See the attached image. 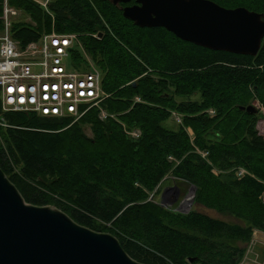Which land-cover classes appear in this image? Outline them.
<instances>
[{
    "label": "trees",
    "instance_id": "1",
    "mask_svg": "<svg viewBox=\"0 0 264 264\" xmlns=\"http://www.w3.org/2000/svg\"><path fill=\"white\" fill-rule=\"evenodd\" d=\"M213 1L264 13V0ZM9 4L33 20L14 21L23 45L52 30L76 33L110 94L104 119L93 107L72 125L3 111L0 95L9 124L0 126V166L26 201L114 234L146 264H241L255 230L264 232V137L258 115L240 108L264 106V40L255 56L212 50L138 26L110 0H53L49 11L32 0ZM211 107L214 117L204 113ZM134 129L137 138L127 133ZM170 174L197 187L200 205L238 221L161 205L154 197Z\"/></svg>",
    "mask_w": 264,
    "mask_h": 264
},
{
    "label": "water",
    "instance_id": "2",
    "mask_svg": "<svg viewBox=\"0 0 264 264\" xmlns=\"http://www.w3.org/2000/svg\"><path fill=\"white\" fill-rule=\"evenodd\" d=\"M110 1L119 5L131 0ZM135 1L122 9L138 26L164 27L183 40L216 51L255 56L261 49L264 13L244 6L228 8L213 0ZM240 108L250 114L259 111L254 104ZM196 189L192 185V196L185 199L190 205ZM168 190L176 192L172 205L181 189L167 187L162 198ZM183 204L176 210L188 213ZM0 264L146 263L133 258L114 234L82 225L55 205L27 202L0 166Z\"/></svg>",
    "mask_w": 264,
    "mask_h": 264
},
{
    "label": "built area",
    "instance_id": "3",
    "mask_svg": "<svg viewBox=\"0 0 264 264\" xmlns=\"http://www.w3.org/2000/svg\"><path fill=\"white\" fill-rule=\"evenodd\" d=\"M49 11L53 0H32ZM19 10L0 0V90L3 111L35 112L48 117H83L93 107L107 116L102 101L103 73L85 52L76 33L45 32L23 45L13 37ZM77 52L82 55L79 64ZM140 98V97H136ZM0 126L9 124L0 114ZM133 137L140 129L127 130ZM245 172H238L243 175Z\"/></svg>",
    "mask_w": 264,
    "mask_h": 264
},
{
    "label": "rangeland",
    "instance_id": "4",
    "mask_svg": "<svg viewBox=\"0 0 264 264\" xmlns=\"http://www.w3.org/2000/svg\"><path fill=\"white\" fill-rule=\"evenodd\" d=\"M18 10H19V14L16 17V21L21 20V21L33 23V20L31 18L30 14H28L24 10H21V9H18ZM0 25H2L1 20H0ZM137 97H139V96H137ZM191 99L201 100V95L199 93H197V94L193 95L191 97ZM135 101L139 102L141 100H140V98L138 99L135 97ZM251 104H254L259 108V111L256 113L258 115V118H257L255 126H256V129L258 131V134L264 137V106L261 104V102L258 99H254L251 102ZM204 113H207L211 117H214L216 115V110H215V108L211 107V108L206 109V111ZM174 116H175V120L177 122H182L181 117L178 114H176V112H174ZM100 118L104 119L102 117H100ZM70 119H72L70 121L71 122L70 125L74 124L77 121L73 118H70ZM169 123L174 124V120L171 119ZM85 131H86L88 136H90V137L93 136V133H92L90 126H87ZM188 132L191 136H194V132H193L192 128L189 127ZM241 171L245 172V170H243V169L238 170V172H240V173H241ZM174 185L180 187L181 193H180L179 199L171 205V203L173 202L175 195H176L175 190H168L163 198H162L161 194L164 191V189H166L167 187H170V186H174ZM191 187H192V184H190L188 182H184L182 180H177L175 176L170 174L162 180L160 187H159V191L154 198L156 201L164 203V205H165L164 207L170 208L173 210H176L177 208H179L180 204L184 203L183 204L184 207H186V209L189 211L196 210V211L208 214V215L213 216V217L223 218V219L231 220V221H238L236 218L227 217V216L222 215L221 213H219L213 209H209L203 205H200L196 201V191H195V195H194V201L189 206L188 201L187 200L185 201V199L188 196H192V193H190ZM176 211H178V210H176ZM241 264H264V232H262L260 230H255L253 240L250 243V245L248 246L247 255L245 256V258Z\"/></svg>",
    "mask_w": 264,
    "mask_h": 264
},
{
    "label": "flooded vegetation",
    "instance_id": "5",
    "mask_svg": "<svg viewBox=\"0 0 264 264\" xmlns=\"http://www.w3.org/2000/svg\"><path fill=\"white\" fill-rule=\"evenodd\" d=\"M136 3V1L135 0H131L130 2H128V3H120L122 6H121V8L123 7V6H126V5H134Z\"/></svg>",
    "mask_w": 264,
    "mask_h": 264
},
{
    "label": "bare ground",
    "instance_id": "6",
    "mask_svg": "<svg viewBox=\"0 0 264 264\" xmlns=\"http://www.w3.org/2000/svg\"><path fill=\"white\" fill-rule=\"evenodd\" d=\"M47 117V116H46ZM188 205H190V202H189V200H188Z\"/></svg>",
    "mask_w": 264,
    "mask_h": 264
}]
</instances>
